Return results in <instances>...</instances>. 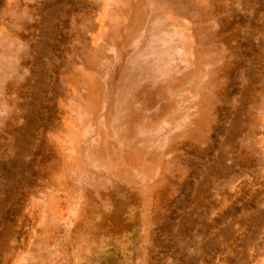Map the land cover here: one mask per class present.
Here are the masks:
<instances>
[{
  "label": "rangeland",
  "instance_id": "obj_1",
  "mask_svg": "<svg viewBox=\"0 0 264 264\" xmlns=\"http://www.w3.org/2000/svg\"><path fill=\"white\" fill-rule=\"evenodd\" d=\"M0 264H264V0H0Z\"/></svg>",
  "mask_w": 264,
  "mask_h": 264
},
{
  "label": "bare ground",
  "instance_id": "obj_2",
  "mask_svg": "<svg viewBox=\"0 0 264 264\" xmlns=\"http://www.w3.org/2000/svg\"><path fill=\"white\" fill-rule=\"evenodd\" d=\"M189 10V9H188ZM118 13V16H124V14H125V11H121V10H119V12H117ZM106 14H107V16L108 17H110V18H112L113 19V14H110V12H106ZM186 14V13H185ZM121 24H117V30H121ZM101 28V27H100ZM120 28V29H119ZM118 31V32H119ZM200 53V52H199ZM185 59H187V58H185ZM184 59V60H185ZM142 63H140V65H141ZM85 76H86V78L88 79V81H90L91 83L89 84L90 85V90H91V95H92V97L95 99V102H94V104H93V106L92 107H90V106H88V109L90 110V112L91 113H95V112H97V107H98V102L101 100V96L99 95V93L101 92V90H100V92H99V87L97 86V84H95V80L91 77V76H89L88 74H85ZM187 77L188 78H190V75H187ZM186 77V78H187ZM82 79V78H81ZM178 79V78H177ZM202 119V118H201ZM196 125H195V127H192V126H189V129L187 130V132L188 133H190V134H193V132H196L199 128H200V125H202L201 124V122L199 121V122H197V123H195Z\"/></svg>",
  "mask_w": 264,
  "mask_h": 264
}]
</instances>
